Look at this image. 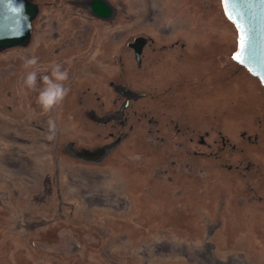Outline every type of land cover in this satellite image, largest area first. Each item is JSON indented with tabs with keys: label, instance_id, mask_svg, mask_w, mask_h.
<instances>
[{
	"label": "rangeland",
	"instance_id": "1",
	"mask_svg": "<svg viewBox=\"0 0 264 264\" xmlns=\"http://www.w3.org/2000/svg\"><path fill=\"white\" fill-rule=\"evenodd\" d=\"M116 1L119 17L90 34L70 7L46 6L28 46L0 51V264H264V184L245 168L264 93L246 73L221 81L219 49L238 37L222 5ZM54 63L70 92L44 113L39 76ZM96 147L108 150L76 154Z\"/></svg>",
	"mask_w": 264,
	"mask_h": 264
},
{
	"label": "water",
	"instance_id": "2",
	"mask_svg": "<svg viewBox=\"0 0 264 264\" xmlns=\"http://www.w3.org/2000/svg\"><path fill=\"white\" fill-rule=\"evenodd\" d=\"M223 1L224 11L229 19L237 28V25H241L244 34L247 37V46L243 49L240 48V43L238 40V49L234 53V57L239 55V60L243 61L240 63L242 66L255 77H258L264 86V2L262 0H246L243 3H237L235 0H225ZM83 6L87 7L90 12L101 18L109 19L112 18L116 13V8L108 0H83ZM28 12L20 13L15 15L17 23L21 25V28L17 31L15 36H12L13 43L7 41H0V49H4L11 45H25L30 39L31 29L29 27L30 20L35 16L38 8L36 4L32 2L27 3ZM242 13L238 15L237 12ZM6 6L4 0H0V36L9 33V26L5 21ZM239 39L240 30L237 28ZM147 39L145 37L139 36L134 39L130 46L135 50V56L137 61L140 63V52L141 48L145 44ZM120 91L127 96V101L131 97H138L139 94L127 87H121ZM96 120L106 122L113 116L108 117H95ZM106 147H96L92 150L82 149L76 151L77 155L98 159L101 158L107 152ZM48 250H57L52 248H47ZM70 250V249H69ZM73 251V250H72Z\"/></svg>",
	"mask_w": 264,
	"mask_h": 264
},
{
	"label": "flooded vegetation",
	"instance_id": "3",
	"mask_svg": "<svg viewBox=\"0 0 264 264\" xmlns=\"http://www.w3.org/2000/svg\"><path fill=\"white\" fill-rule=\"evenodd\" d=\"M74 1H76V0H4L5 6H6L5 21L7 22L8 26H9V33L1 35L0 41H7L9 43H13L12 36H15L17 31L21 28V25L19 23H17V19H16L15 15L20 14V13H27L28 12V8H27L28 2H32V3L36 4L38 10H37L35 16L30 20L29 27L31 29V33H30V39L27 42V44H25V45H11V46H8L4 49H0V51L28 46L33 40L34 33H35V24L38 21L40 14L42 13L43 9L49 5H56V7H58L59 10H61V12H63L62 10L65 8V6L70 7L72 9L70 11V13L72 14L73 17L78 18V20L82 19L89 24V26H90L89 34L93 31L94 28H96V27L98 29L100 28V25H99L100 22L108 23L110 21H113L115 19V17H117V18L119 17V12H120L121 8L119 7L116 0H108L116 8L115 15L109 19L101 18L99 16L94 15L92 12H90V10L87 7L83 6V4H82L83 0H77L76 4L72 3ZM76 7L78 9H74ZM70 31H71V29H70ZM72 37L73 36L70 35V36H67L66 38H69L67 40H70V38H72ZM62 39H64V38H62ZM62 39L61 40L59 39L60 41L58 42V44H60L62 42ZM86 40H88V38ZM133 41H130L128 43V45L131 49H133V48L130 46V43H132ZM70 44H71V42L68 44V46H70ZM59 47H60V45H59ZM144 47H145V44L141 48L140 63L137 61L136 56H135V59H136L138 66H140L141 62H142ZM133 52L135 55L134 49H133ZM259 134H260L259 132H256V133H251V134L246 135V141L248 142L247 143V146H248L247 151H251V155H250L251 157H250L249 161L247 162V165L245 166V168H246L247 173L250 174L252 177H256V175H259L261 178L258 180V183L260 182V184H264V137H262L263 141H262V144L260 145V143H259L260 141H259V137H258ZM237 142H238V140H235L234 144L232 145L233 149L238 148ZM253 153L256 154L259 157V159H255V156ZM239 165L240 164L237 162V164L235 166V168L237 170L238 169L240 170ZM260 174H262V176ZM250 190H251L252 196L254 197L255 193L257 192L256 186L253 184L250 187ZM250 199H253V198L250 197Z\"/></svg>",
	"mask_w": 264,
	"mask_h": 264
},
{
	"label": "clouds",
	"instance_id": "4",
	"mask_svg": "<svg viewBox=\"0 0 264 264\" xmlns=\"http://www.w3.org/2000/svg\"><path fill=\"white\" fill-rule=\"evenodd\" d=\"M23 67L27 70L24 78V85L30 90H36L38 73H43L45 69L38 67V57L32 56L24 60ZM68 71L62 68L59 63L51 65L50 74H43L39 76L43 87L39 91L37 103L40 105L44 113H50L57 107L63 104L65 98L70 92V88L65 86L68 80ZM47 138L52 140L55 138L57 125L54 119H49Z\"/></svg>",
	"mask_w": 264,
	"mask_h": 264
},
{
	"label": "trees",
	"instance_id": "5",
	"mask_svg": "<svg viewBox=\"0 0 264 264\" xmlns=\"http://www.w3.org/2000/svg\"><path fill=\"white\" fill-rule=\"evenodd\" d=\"M220 4L222 5V11H223V16L226 19V21L228 22V24L234 28V30H236L237 34H238V30L236 28V26L228 19V17L225 14L224 11V5H223V1L219 0ZM238 40H239V34L236 40L235 45H224L221 46V48L219 49V53H220V59L219 61L222 63L224 61H226L229 65V72L226 73L225 76L221 77V81L223 83H225V81L227 83H231V79H234V76H240L241 74H247L250 76L252 82L254 84H257L256 89L257 92H262L264 93V86L262 85L260 79L258 77L253 76L247 69L246 67L242 66L236 59H234V53L237 51L238 49ZM236 78V77H235Z\"/></svg>",
	"mask_w": 264,
	"mask_h": 264
},
{
	"label": "snow or ice",
	"instance_id": "6",
	"mask_svg": "<svg viewBox=\"0 0 264 264\" xmlns=\"http://www.w3.org/2000/svg\"><path fill=\"white\" fill-rule=\"evenodd\" d=\"M235 2L237 3H243L246 2V0H235ZM262 2H264V0H262ZM225 3H227V0H225ZM238 15H242V13H240L239 11L237 12ZM229 19H232L231 16H229ZM237 28L240 30V39H239V43H240V48L243 51V49L247 46L246 41H247V37L244 34V30L242 28L241 25H237ZM234 59L239 60V55L235 56ZM240 63H243L242 60H240Z\"/></svg>",
	"mask_w": 264,
	"mask_h": 264
}]
</instances>
